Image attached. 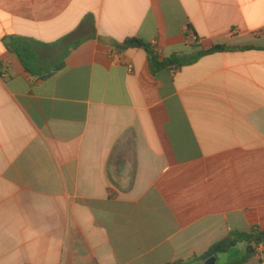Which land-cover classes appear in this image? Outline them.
<instances>
[{"label": "crops", "instance_id": "1", "mask_svg": "<svg viewBox=\"0 0 264 264\" xmlns=\"http://www.w3.org/2000/svg\"><path fill=\"white\" fill-rule=\"evenodd\" d=\"M134 38L161 61L248 49L152 73ZM256 230L264 0H0V264H204Z\"/></svg>", "mask_w": 264, "mask_h": 264}, {"label": "trees", "instance_id": "2", "mask_svg": "<svg viewBox=\"0 0 264 264\" xmlns=\"http://www.w3.org/2000/svg\"><path fill=\"white\" fill-rule=\"evenodd\" d=\"M23 39L21 38H11L9 42H7L8 49L18 55L25 68L28 71H31L29 65L27 63L26 52L31 53V49L28 46H22ZM118 47L122 49L128 48H140L147 52L149 65L152 73H156L162 69L169 68L171 66L176 67H184L188 65H192L198 61V59L202 56L211 55L217 52L231 51V50H246L248 48H238V47H227V46H216L209 50H201L198 53L192 56H180L174 55L168 59L160 60L159 55L154 51L153 47L140 39H127L122 44H117ZM64 66V63L61 64V67ZM264 240V231H252L250 233H236L231 232L230 235L213 245L208 252L200 257L201 262H205L206 260L216 257L218 258L220 255L226 254L230 252L234 247H236L239 243H245L247 245V252L245 257L238 261L237 264L244 263L249 260V258L256 253V250L259 246L262 245V241ZM178 264H187V263H178ZM236 264V263H234Z\"/></svg>", "mask_w": 264, "mask_h": 264}, {"label": "rangeland", "instance_id": "3", "mask_svg": "<svg viewBox=\"0 0 264 264\" xmlns=\"http://www.w3.org/2000/svg\"><path fill=\"white\" fill-rule=\"evenodd\" d=\"M125 162H126V161H125V158H122V159H120L119 164L122 165V164H124ZM223 257H224L223 255H220V256H219L220 261H219L218 264H225L226 260H225ZM228 257H230L232 260L234 259V255H233V256H228Z\"/></svg>", "mask_w": 264, "mask_h": 264}, {"label": "water", "instance_id": "4", "mask_svg": "<svg viewBox=\"0 0 264 264\" xmlns=\"http://www.w3.org/2000/svg\"><path fill=\"white\" fill-rule=\"evenodd\" d=\"M262 244H264V240L262 241ZM204 264H217V258L212 257L204 262Z\"/></svg>", "mask_w": 264, "mask_h": 264}, {"label": "built area", "instance_id": "5", "mask_svg": "<svg viewBox=\"0 0 264 264\" xmlns=\"http://www.w3.org/2000/svg\"><path fill=\"white\" fill-rule=\"evenodd\" d=\"M194 42H197V41H196V38H194Z\"/></svg>", "mask_w": 264, "mask_h": 264}]
</instances>
